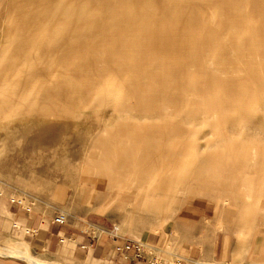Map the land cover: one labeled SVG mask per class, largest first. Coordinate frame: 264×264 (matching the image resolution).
I'll return each instance as SVG.
<instances>
[{"label":"rangeland","instance_id":"1","mask_svg":"<svg viewBox=\"0 0 264 264\" xmlns=\"http://www.w3.org/2000/svg\"><path fill=\"white\" fill-rule=\"evenodd\" d=\"M147 1L156 12L159 24H172L171 17H174L186 26L204 27L221 39L222 31L213 24V19L219 15L224 21L231 19L245 26L253 24L249 32L257 30V34L264 37L261 34L264 33V0H237L234 13L226 9L223 2L227 0ZM8 8V0H0V28L10 14ZM255 25L263 27L253 29ZM240 48L239 45L227 52L229 62L226 64L218 57L209 58V61L201 51L198 54L202 59L195 66H187L185 70L184 66H174L176 71L186 73V78L175 81V88L169 93L172 97L169 95L161 105L157 100L144 104L141 97L132 96L134 107H131L127 104L131 93L110 88L104 83L105 78L96 76L97 71L105 69L108 76L114 74L109 76V81L130 90L134 85L144 83V79L129 77L135 74L136 66H145L146 61L142 58L161 56L152 53L114 55V49L109 45L103 47L104 64H96L94 68L98 65L100 68H88L85 72L94 83V96H80L79 99L66 90L60 94V102L66 104L65 99L71 100L70 108L56 110V116L32 118L24 123L43 131L34 146L39 147L38 143L47 137L52 142L48 148L40 150L39 158L34 155L37 157L32 161L18 160L0 170V227L4 226L5 232L9 230V222L15 218L12 213L16 211L11 200L17 199L24 207L33 203L35 210L42 213L57 210L73 217L82 215L91 222L89 224L104 230L115 226L118 234L132 239L144 240L164 228L174 227L180 218H185L184 227L188 226L190 230L196 225L201 226L200 232L185 238L176 231L171 237L162 234L159 244L170 243L169 251L175 254L195 247L197 253L193 264L264 262V46ZM123 49L117 46L119 54ZM64 74L65 71H58L57 92L65 86H69V90L77 86L67 83ZM229 77L240 83L230 87L227 84ZM186 79L194 85L189 86ZM176 85L185 86L186 90L176 91ZM155 89L149 91L160 92ZM78 104L79 107L73 109ZM149 104L152 110L141 109ZM21 125L16 121L0 122V128L13 129ZM118 128H122L125 136L149 134L154 147L174 152L169 160L173 161L171 165L175 170L185 176L182 185L176 182L169 188L154 191L157 179L141 184L136 171H123L111 182L106 178L104 190L97 192V173L105 171L106 177V173L117 166L99 164L97 169L93 166L88 171V165L82 160L89 157L91 151L85 146L98 138L105 139ZM145 145V141L139 142L137 149ZM20 149L23 148L12 147L10 153ZM5 165L1 158L0 166ZM160 179L161 184L167 183V179L159 176ZM149 200L158 201V204H144ZM153 208L168 210L156 212ZM241 235L245 236L242 243H238ZM253 237L260 241L257 252L253 248L247 250Z\"/></svg>","mask_w":264,"mask_h":264},{"label":"bare ground","instance_id":"2","mask_svg":"<svg viewBox=\"0 0 264 264\" xmlns=\"http://www.w3.org/2000/svg\"><path fill=\"white\" fill-rule=\"evenodd\" d=\"M223 3L231 13H234L238 6L237 0H227ZM8 5L10 14L0 28V122L16 121L22 125L20 128L13 129L0 128V159L6 162L5 166H0V170L9 168V164L18 160L32 161L37 156L39 158L40 150L49 147L52 142L50 137L38 143L39 147L34 146L37 143L36 140L43 136V131L35 130L24 123L32 118L56 116V110L70 108L72 104L69 99H65L67 105L61 104L62 92L68 90L78 98L86 95L92 97L96 94L92 86L94 83L85 72L88 68L95 70L99 67L98 65L94 68L96 64H104L105 52L102 48L105 46L109 45L113 48L114 55L139 56L141 53H152L161 56L160 58H142L146 61L145 66H136L135 74L129 77L144 79V83L142 86H130V90L129 88L125 90L120 83L109 81V76L114 74L109 73L108 76L105 69L96 70V76L105 78L104 83L110 88L118 89L125 94L131 93V97H127V104L131 107H134L132 96L141 97L144 104L157 100L162 105L171 96L169 93L175 88V81L186 78V73L176 71L174 66H184V70L187 66H195L202 59L198 54L201 51L208 60L218 57L223 64H226L229 62L226 59L227 52L235 50L236 46L240 45L242 47L240 50L256 45L264 46V37L258 35L257 30L249 32L253 24L245 26L231 19L224 21L221 16L218 17L219 15L213 19V24L222 31L221 39L207 32L208 30L204 27L192 24L186 26L174 17H171L172 24H159L156 12L147 0H111L105 3L99 0H8ZM215 13L218 11L216 10ZM257 26H253V29ZM258 27L262 28L263 25ZM118 45L125 48L121 54L117 52ZM44 67L46 70L43 69ZM109 67L113 66H107ZM130 69L128 67V70ZM62 70L65 71L64 77L67 83L77 85L73 90L65 86L66 88L56 91L57 74ZM232 79L229 77L227 80L230 87L240 83ZM188 82L189 86L194 85L190 84V79H186L185 83ZM179 86L176 85V91L186 90L185 86H182L183 88ZM151 88H157L160 92L152 93L149 91ZM77 107L79 104L73 109ZM145 108L149 111L151 104L141 106L142 110ZM19 129H21L20 132H18ZM121 130L122 128H118L105 139L98 138L85 146L91 151V155L82 160L88 165V171L93 166L97 169L99 164L108 163L115 168L117 166L116 169L106 173V177L105 171L97 173L99 177L97 192L101 193L104 190L103 181L106 178L111 182L115 175H121L123 171H136L141 184L147 180L157 179L154 191L169 188L170 184L176 182L182 185L185 176L177 172L171 165L173 161L169 160L174 152L154 147L150 142L152 136L149 134H145L144 137H139L136 133V136L132 133L125 136ZM116 135L122 138L116 139ZM142 141H145L146 145L137 149V144ZM12 147L23 149L11 154ZM159 176L167 179L165 180L167 183L161 184L163 181L161 179L159 181ZM155 203L158 204V201L149 200L144 204L154 205ZM153 209L156 212L168 210V208ZM244 236L241 235L237 242L242 243ZM251 241L247 250L250 251L253 248L257 252L260 249V241L255 237ZM8 254L22 258L30 264L47 263L31 256L26 249L17 252L9 251Z\"/></svg>","mask_w":264,"mask_h":264},{"label":"crops","instance_id":"3","mask_svg":"<svg viewBox=\"0 0 264 264\" xmlns=\"http://www.w3.org/2000/svg\"><path fill=\"white\" fill-rule=\"evenodd\" d=\"M11 206L16 211L12 213L15 218L9 222V230L5 232L4 226L0 227V264H30L22 258L8 254L9 251L17 252L22 249H26L40 261L47 262L46 264H130L119 259L112 242L105 236L92 240L85 235L84 230L91 222L82 215L73 217L65 214L66 222L61 225L53 222L57 215L62 214L57 210L47 214L35 210L34 207L31 212H26L15 204ZM185 222V218H180L174 227L164 228L162 232L148 235L144 240L162 248L160 256L165 260L170 261L175 256H180L186 264H193L192 260L197 253L195 247L190 246L175 254L169 251L170 243L159 244L162 234L171 237L176 231L180 233L181 238H185L202 229L196 225L194 229L189 230L188 226L184 227ZM181 253L188 257L180 255Z\"/></svg>","mask_w":264,"mask_h":264},{"label":"built area","instance_id":"4","mask_svg":"<svg viewBox=\"0 0 264 264\" xmlns=\"http://www.w3.org/2000/svg\"><path fill=\"white\" fill-rule=\"evenodd\" d=\"M11 204H15L26 212H31L34 205L30 203L28 207H24L20 199L11 200ZM53 222L61 225L64 224L66 222V215H57ZM84 233L92 240H97L102 236L108 238L112 242L114 252L119 259L130 264H186L185 260L180 256H175L170 261L165 260L160 256L162 248L158 247L157 244H152L142 239L127 238L118 234V229L115 226L110 230H104L95 224H88Z\"/></svg>","mask_w":264,"mask_h":264}]
</instances>
